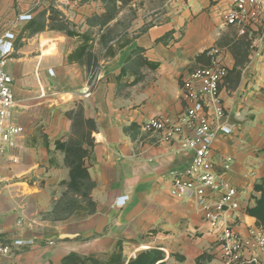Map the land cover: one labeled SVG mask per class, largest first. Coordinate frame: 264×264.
Listing matches in <instances>:
<instances>
[{
  "label": "crops",
  "instance_id": "1",
  "mask_svg": "<svg viewBox=\"0 0 264 264\" xmlns=\"http://www.w3.org/2000/svg\"><path fill=\"white\" fill-rule=\"evenodd\" d=\"M229 8V0H0V38L16 35L6 72L11 125L21 129L0 159V241L35 243L0 264H63L71 254L127 263L154 249L196 264L216 253L194 197L171 194L170 172L188 167L193 152L143 129L153 118L180 119L184 82L214 47L229 68L220 96L232 133L219 134L209 165L240 192L235 230L258 226L247 211L264 179V64L245 71L252 37L225 26ZM77 165L88 179L72 186Z\"/></svg>",
  "mask_w": 264,
  "mask_h": 264
},
{
  "label": "built area",
  "instance_id": "2",
  "mask_svg": "<svg viewBox=\"0 0 264 264\" xmlns=\"http://www.w3.org/2000/svg\"><path fill=\"white\" fill-rule=\"evenodd\" d=\"M229 1L230 8L223 15L225 26L237 27L252 37L245 68L248 71L255 63L264 64V0ZM30 19L31 16L27 15L20 17L21 21ZM15 42L13 33L0 38V159L15 147V139L21 134L20 128L11 125L16 101L12 78L6 72L15 52ZM208 58L209 65L192 71L184 82V99L189 107L180 119L153 118L143 125V129L148 133L162 134L165 142L178 140L180 151L193 152L188 167L170 172L171 194L179 198L194 197L203 222L215 239L219 261L222 264H263L264 228L251 227L244 235L235 230L233 216L240 209V192L225 174L216 173L209 165L215 140L220 133H232V129L222 124L227 112L220 88L229 76L224 52L214 47L208 51ZM188 130L192 131V136L184 137ZM224 168L226 172L230 171L231 162L227 161ZM34 244L20 239L11 243L0 241V260Z\"/></svg>",
  "mask_w": 264,
  "mask_h": 264
},
{
  "label": "trees",
  "instance_id": "3",
  "mask_svg": "<svg viewBox=\"0 0 264 264\" xmlns=\"http://www.w3.org/2000/svg\"><path fill=\"white\" fill-rule=\"evenodd\" d=\"M117 0H109V2H114ZM131 0H121L123 4H127ZM108 18L113 17L116 15L115 7L109 8V13H107ZM208 64L209 65V58L208 52L206 53ZM71 177H72V186H76L77 178L88 179V173L82 165L72 166L71 168ZM255 190L257 193L260 194V197L256 200V206L253 208L248 209V214L251 217L256 218L258 226L264 228V179L261 184L255 186ZM179 259L183 261V258ZM211 258L209 257L208 253H204L199 256L196 260V264H210ZM63 264H125L121 260L120 256L112 255L108 261H102L95 256L84 257L78 254H71L67 256ZM128 264H166L165 263V255L160 250H149L139 254L135 259H132Z\"/></svg>",
  "mask_w": 264,
  "mask_h": 264
},
{
  "label": "rangeland",
  "instance_id": "4",
  "mask_svg": "<svg viewBox=\"0 0 264 264\" xmlns=\"http://www.w3.org/2000/svg\"><path fill=\"white\" fill-rule=\"evenodd\" d=\"M122 14H123V16H125V17H133V7L132 8H130V7H126V8H124V9H122ZM123 27H122V29H119V30H125V27L126 26H128V24L127 25H122ZM85 195V194H84ZM86 199H84V201H85ZM91 205V204H90ZM73 208L75 209V208H77V200L75 199L74 201H73ZM91 210H92V207H91ZM209 255V257L211 258V263H213V261L214 260H216L217 262H218V264H222L220 261H219V258H218V256H217V254L215 253V254H208ZM175 261H174V259H173V257H170L169 258V262H167V257H165V263L166 264H183V261H181L180 259H179V257H175ZM106 259H102V261H105ZM132 260V259H131ZM130 260V261H131ZM130 261H128L127 263H125V264H128ZM210 263V264H211Z\"/></svg>",
  "mask_w": 264,
  "mask_h": 264
}]
</instances>
